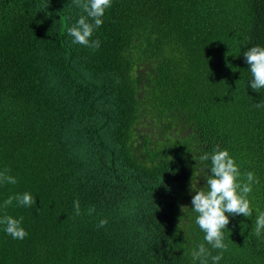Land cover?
I'll use <instances>...</instances> for the list:
<instances>
[{
  "label": "trees",
  "instance_id": "trees-1",
  "mask_svg": "<svg viewBox=\"0 0 264 264\" xmlns=\"http://www.w3.org/2000/svg\"><path fill=\"white\" fill-rule=\"evenodd\" d=\"M81 15L76 0H0V171L17 177L0 204L36 200L0 209L28 232L0 226V264H199L190 183L216 146L256 177L220 264H264V88L243 55L264 46V0H113L98 48L68 35Z\"/></svg>",
  "mask_w": 264,
  "mask_h": 264
},
{
  "label": "clouds",
  "instance_id": "clouds-1",
  "mask_svg": "<svg viewBox=\"0 0 264 264\" xmlns=\"http://www.w3.org/2000/svg\"><path fill=\"white\" fill-rule=\"evenodd\" d=\"M113 0H76L86 15H81L71 26L67 33L73 38V43L82 44L93 48L100 46V40L90 39L95 29L103 23V17ZM251 74L250 87L257 91L264 88V46L256 44L248 47L243 53ZM259 106V105H258ZM202 161H210V173H205L206 184L201 187L199 180L190 183V191L194 193L191 199V210L194 213V222L204 233L203 241L192 248L193 262L199 264H220L224 250L228 244L225 242V229L230 222V217L243 214L252 216L249 194L256 182L254 172L249 171L246 179H241L242 173L236 158L231 155L229 149L216 146L211 152H204L200 157ZM16 184L17 177L0 171V185L3 183ZM15 201L19 206L30 207L36 200L30 191L15 193L0 204L4 209ZM77 214L80 212L79 200L74 201ZM189 206L181 205L184 212ZM91 211V210H90ZM108 223L107 218L99 220V227ZM257 235L264 230V211H258L255 221ZM2 230L14 239L23 240L27 235V229L23 226V217L16 218L12 215H0ZM206 242V243H205ZM211 246V248L208 247ZM212 249H219L217 254H212Z\"/></svg>",
  "mask_w": 264,
  "mask_h": 264
},
{
  "label": "water",
  "instance_id": "water-1",
  "mask_svg": "<svg viewBox=\"0 0 264 264\" xmlns=\"http://www.w3.org/2000/svg\"><path fill=\"white\" fill-rule=\"evenodd\" d=\"M191 131V128L188 130V132H190Z\"/></svg>",
  "mask_w": 264,
  "mask_h": 264
},
{
  "label": "flooded vegetation",
  "instance_id": "flooded-vegetation-1",
  "mask_svg": "<svg viewBox=\"0 0 264 264\" xmlns=\"http://www.w3.org/2000/svg\"><path fill=\"white\" fill-rule=\"evenodd\" d=\"M176 131V130H175Z\"/></svg>",
  "mask_w": 264,
  "mask_h": 264
}]
</instances>
